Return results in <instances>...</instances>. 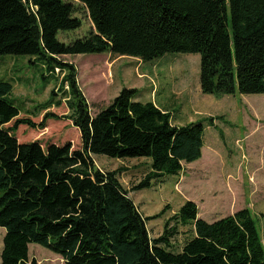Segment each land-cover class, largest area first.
Masks as SVG:
<instances>
[{"label":"trees","instance_id":"16d2710c","mask_svg":"<svg viewBox=\"0 0 264 264\" xmlns=\"http://www.w3.org/2000/svg\"><path fill=\"white\" fill-rule=\"evenodd\" d=\"M75 3L87 11L92 29L65 44L57 34L82 24ZM104 53L145 62L197 54L202 94L262 95L264 0H0V56H30L48 72L58 70L68 109L39 123L17 119L19 111L7 98L12 86L0 80V264H37L29 257L31 244L65 264H264L248 208L207 223L186 201L150 238L147 222L166 209L144 217L119 183L120 170L95 166L92 155L146 159L148 171L132 190L150 188L177 175L182 163L201 158L204 127L213 122L174 126L170 113L135 101L136 90L127 88L91 116L75 67L59 57ZM49 118L68 119L81 147L42 148L15 138L18 126L43 130ZM185 228L192 236L179 242Z\"/></svg>","mask_w":264,"mask_h":264},{"label":"rangeland","instance_id":"374dc122","mask_svg":"<svg viewBox=\"0 0 264 264\" xmlns=\"http://www.w3.org/2000/svg\"><path fill=\"white\" fill-rule=\"evenodd\" d=\"M68 1V0H65ZM76 13L82 24L79 29L73 31L59 32L57 39L60 42L68 44L69 42L86 36L92 29L91 21L87 11L81 5L75 3ZM106 54L99 55H73L61 56L64 62L72 64L76 70V81L83 95L89 100V103H99L95 93L100 89L101 79L104 74L108 73L105 62H107ZM118 63L111 69L114 85L119 87L122 83H130V76L127 80L122 79V75L126 72H134L132 67L138 70L143 64L131 57H120ZM162 60V59H161ZM163 60L172 61L168 65L161 64L158 67L160 78L157 82L159 93L168 96L175 94L180 100L179 94L191 93V104L185 108L178 107L176 113L183 116L192 117L193 122L205 121L208 118L203 116L221 115L228 120L220 123L217 128L207 130V134L213 136L212 148L216 154L225 158V156H234L241 161L248 159L252 162L264 160V94L262 95H234L213 96L202 94L199 87V55L197 54H166ZM162 60V61H163ZM109 62V61H108ZM154 62V61H153ZM148 63V62H147ZM157 65L159 62H154ZM129 64V65H128ZM145 64V63H144ZM120 65V66H119ZM132 66V67H130ZM63 74L58 70L55 73L48 72L43 65L25 55H2L0 56V80L9 82L12 86L8 100L19 111V118H29L35 123H39L46 114L57 115L63 117L68 114L66 105V85H62ZM149 79L144 78L146 82ZM104 82V81H103ZM128 85V84H127ZM120 88H122L120 86ZM62 89V90H61ZM53 93L54 95H52ZM52 98V105L45 111L40 106ZM87 101V99H86ZM59 105L55 104L58 103ZM88 103V102H87ZM89 106V112L93 116L97 110ZM14 121L6 127L12 125ZM218 123V122H217ZM214 129V130H213ZM206 135V139L210 137ZM19 143H29L38 141L42 148L48 144L61 146L70 143L72 149L81 147L80 136L78 130L72 126L71 122L66 118L53 119L46 121V128L43 130H32L27 126H18L14 133ZM217 156V157H218ZM95 166L102 171L120 170L117 175L122 188L128 193L139 211L144 217H152L160 213L164 208L166 211L157 219L149 220L146 224L150 238L158 237L163 230L166 217L177 212V208L183 201L180 191L184 193L190 192V177L188 172L185 176L188 178V184L185 190L179 189L180 175L169 176L167 181L153 182L150 188L140 191H133L146 174V164L143 159H113L105 155L91 156ZM202 162L194 167H185L186 170H198L205 167H212L209 171L202 173L199 183L202 191H197L200 199L199 210L200 216L211 221L213 216L205 217L210 203H226L229 200L230 193L222 188V180L218 176L215 178L214 170L220 164H207L204 158ZM250 174L249 180L244 176L243 182L239 178L236 179V186L243 188V196L236 202L231 203V210H239L248 208L255 223L257 233L261 238L264 248V173ZM207 189H204L203 187ZM263 187V188H262ZM179 191V192H178ZM194 199L197 196L190 194ZM219 197V198H218ZM218 198V199H217ZM193 199V200H194ZM198 199V198H197ZM216 199V200H215ZM191 201V200H188ZM195 201V200H194ZM186 202V201H185ZM229 209V211H230ZM228 215V214H226ZM224 215V216H226ZM4 230L0 229V252L2 249V239ZM29 257L34 258L37 264H65L63 260L42 248L39 245H29Z\"/></svg>","mask_w":264,"mask_h":264},{"label":"crops","instance_id":"0c3cea01","mask_svg":"<svg viewBox=\"0 0 264 264\" xmlns=\"http://www.w3.org/2000/svg\"><path fill=\"white\" fill-rule=\"evenodd\" d=\"M104 54H106V56H104V57H107V62H105V65H106L108 73L104 74L103 80L101 79V81H100L102 87H100V89H98V91L95 93L96 99H98L100 102L99 103H91L92 105L97 104V105L93 106V108L96 109L97 112L100 109H103L104 107H106L118 95V93L120 92V90L122 88H127V89H135L136 90L137 93H136V96L134 99L135 101L142 102V103L151 102L161 111L170 113L172 125L184 126V125H187L190 123H195L191 120L192 117H186V116H183L181 113H176V109L178 107L185 108L186 106L191 104L190 96L192 94L190 92L185 93V94L182 93L181 95L179 94V97L183 99V100H180L173 93H171L168 96H164L162 92L159 93V91H158L157 82H158V79L160 78V73L158 72L159 71L158 67L161 64L168 65L170 62H172L169 60H163V58L166 55H164L161 58H157V59H154L152 61H148V63L145 61H141L138 58H132L131 57L133 59V61L137 60V61L142 62L143 63L141 65L142 67L140 70H138L137 68H135V66L134 67L130 66L134 69V72H126L124 70L125 74L122 75V79L127 80L128 76H130L132 79L130 80V83H126V84L122 83V85H120L122 88H120V86L117 87L114 85L113 77H112V75L110 76V71H111V69H114L115 63L116 64L118 63V61H119L118 58H120V56H117V55H114L111 53H104ZM96 55H99V54H96ZM122 57H125V56H122ZM153 61L159 62V63L157 65H155V63ZM134 65H136V62ZM149 76L151 77V79L149 80L150 82H146L145 80H141L144 78L149 79ZM84 97H85V99H87L88 105L90 106L91 104L89 103L88 98L86 96H84ZM220 116L221 115L203 116L205 118H208V117L213 118V122L211 125H205V127H204L203 138H202V148H201V158L197 161L192 162V163H182V167H181L180 172L177 175H175V177L180 175L179 189L181 188V190H185V185L188 184L187 181H185V180H188V178L185 176V174H186V172H188V175L191 178L190 183L188 184L189 185L188 188L190 189V192H186V193H184L183 191H180V192L178 191V192H179V195H182L184 197L185 201L191 200V202L196 204V206L198 208L197 217L200 218L201 220H204L200 216V214H201L200 210H199L200 199L198 197L199 192H197L199 190L202 191V189H200V185L198 186L197 183L200 182L198 180L200 179L202 173L205 171H209V169H212V167H205L204 166L203 168L198 169V170H186L185 167L187 166V164H190V165H188L189 167H194V166L200 164L203 160L202 158H204V160H205L203 162H206L207 164H220L219 167H216L215 169H213L214 170V176H215V178L218 176L220 179H223L222 180L223 182L221 184L222 188H223V190H226L227 193H230V196H229V200L226 203H220V204L214 203L213 205L210 203L208 206H206L208 213H207V215H204V216L205 217L213 216L211 221L204 220L207 223H211L217 219L232 215L236 211H238V209L237 210H231L230 209L231 203L236 202L240 197L243 196V188L236 186L237 185L236 184L237 178H239L243 182L244 176L247 180H249L250 174H253V176H255L254 173H256V172L257 173H264V160H261L259 162H257V161L252 162V161H249L248 159L241 161L239 158L234 157V156H225V158H221L216 154L215 150L212 148V140L215 138L211 135H208L207 130H209L208 128L212 129V127L217 128L220 125V123H225L228 121L225 116L221 119H218V118H220ZM223 121H225V122H223ZM196 122H198V121H196ZM206 135H208L210 137V140L206 139ZM80 143H81V141H80ZM138 159H143V158H138ZM143 160H145L146 173H147L149 161L146 159H143ZM168 178H169V176L163 178L162 182L167 181ZM263 187H264V185H263ZM203 188L207 189L205 186ZM190 194L197 196L198 199L197 198L194 199L193 196H190ZM185 201H183V203H181L177 209H179L184 204ZM229 209H230V211H229ZM226 214H228V215H226ZM224 215H226V216H224ZM169 217L167 216L166 219ZM187 230L188 229L185 228L182 231L183 234L179 236L180 237L179 242L184 243L186 241L185 240L186 237L192 236L191 231L186 233Z\"/></svg>","mask_w":264,"mask_h":264}]
</instances>
